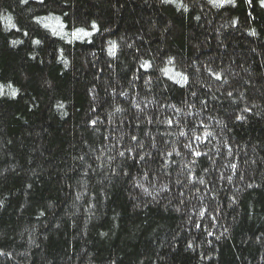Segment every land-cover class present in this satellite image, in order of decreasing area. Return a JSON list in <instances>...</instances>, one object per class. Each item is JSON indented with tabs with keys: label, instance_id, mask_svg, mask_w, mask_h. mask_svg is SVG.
<instances>
[{
	"label": "trees",
	"instance_id": "1",
	"mask_svg": "<svg viewBox=\"0 0 264 264\" xmlns=\"http://www.w3.org/2000/svg\"><path fill=\"white\" fill-rule=\"evenodd\" d=\"M0 264H264L261 0H0Z\"/></svg>",
	"mask_w": 264,
	"mask_h": 264
},
{
	"label": "snow or ice",
	"instance_id": "2",
	"mask_svg": "<svg viewBox=\"0 0 264 264\" xmlns=\"http://www.w3.org/2000/svg\"><path fill=\"white\" fill-rule=\"evenodd\" d=\"M221 3L225 2V0H220ZM21 3H27V0H21ZM261 5L264 6V0H261ZM219 6V5H218ZM13 27H15V25H13ZM93 30H95L96 26L95 24H93ZM78 32L79 31H83L82 29H78L77 30ZM84 35H90V33L88 32H84ZM15 43V42H14ZM36 43H39V41H36ZM149 65L147 63H145L144 67L147 68ZM12 95L15 96L16 93L15 91L12 92ZM229 95H231V93H229ZM238 119H242V117H237ZM197 155H200V153H197Z\"/></svg>",
	"mask_w": 264,
	"mask_h": 264
}]
</instances>
